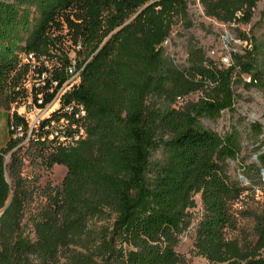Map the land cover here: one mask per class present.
<instances>
[{"label":"trees","instance_id":"16d2710c","mask_svg":"<svg viewBox=\"0 0 264 264\" xmlns=\"http://www.w3.org/2000/svg\"><path fill=\"white\" fill-rule=\"evenodd\" d=\"M258 1L198 0L205 17L228 26L250 23ZM178 23L189 24L188 0H0V109L28 96L29 78L38 80L29 92L38 109L59 95L30 135L25 117L8 121L10 136L21 126L23 137L0 148V264H181L175 250L196 196L198 255L209 264H264V151L258 146L256 164L242 166L262 194L256 240L242 250L224 238L232 205L248 190L227 168L241 136L200 122L232 111L235 83L264 90V44L238 32L243 53L225 67L190 41L178 67L164 48ZM72 66L78 77L66 84ZM197 92L203 97L184 110L163 104ZM71 104L85 111V138L42 140L43 127L68 117ZM23 149L45 171L63 167L62 182L39 188L24 179ZM36 195L45 203L27 224Z\"/></svg>","mask_w":264,"mask_h":264},{"label":"rangeland","instance_id":"374dc122","mask_svg":"<svg viewBox=\"0 0 264 264\" xmlns=\"http://www.w3.org/2000/svg\"><path fill=\"white\" fill-rule=\"evenodd\" d=\"M189 24H176L171 32L170 38L164 43L165 54L175 66L187 65V50L189 42L192 41L198 48H202L207 58L218 65L227 67L231 63L232 54H242L245 47L238 38V32L247 37L252 36L259 44H264V0H259L253 12L252 19L248 24L223 25L214 19L205 17L197 0H188ZM76 81V79H75ZM248 82L247 79H245ZM38 83V80L29 78L25 83L27 95L20 99L19 105H12L9 111L0 109V148L4 147L11 138L8 121H12L14 114L28 119L29 125L36 119L47 118L53 110L58 108L59 95L43 109H38L30 97V88ZM234 100L232 111L225 110L216 119H201V124L206 129L223 135L231 128L239 131L241 136V153L237 160L227 161L228 174L233 180H237L248 188L239 200L232 205V223L224 229V238L234 241L240 249L245 245H252L256 240L255 220L262 210V194L253 189L242 174V166L250 167L256 164L257 147L261 146L264 151V90L255 87H246L244 84L233 85ZM203 94L200 92L189 94L177 99L174 103H163L176 110H184L188 105L197 103ZM30 107V111H26ZM258 124L261 134L257 137L249 125ZM20 141L21 138H13ZM21 146H26L23 142ZM24 149L20 152L22 157L21 176L30 183L42 188L47 183L59 185L66 170L61 166H55L51 171H45L33 156L25 154ZM260 151V152H261ZM154 158H160L155 154ZM5 163L9 162L6 155ZM7 181V173H5ZM197 207L190 211L192 224L190 228L179 237L176 253L181 259V264H209L207 259L198 255L194 246L195 227L202 216V208L199 196L195 197ZM45 199L42 195H36L25 208L24 222L32 218L44 205ZM28 224V222H27ZM100 223H98L99 225Z\"/></svg>","mask_w":264,"mask_h":264},{"label":"built area","instance_id":"2783aa9c","mask_svg":"<svg viewBox=\"0 0 264 264\" xmlns=\"http://www.w3.org/2000/svg\"><path fill=\"white\" fill-rule=\"evenodd\" d=\"M197 3L199 4L198 0ZM28 59H32V56L29 55ZM25 60L27 61V59ZM69 72L72 74V76L66 84L74 82V80L78 77V73L74 72L73 66L71 67ZM38 103H40V101H38ZM64 111L69 115L68 117H59L56 119H52L47 125L43 127V134L45 135V137H43L42 140L47 139V141H56V143L60 145L71 146L85 138V111L83 107L71 104L67 105L64 108ZM42 120H44V118L36 119L35 121H33L32 124L29 125L27 135H30L32 130L36 129L37 126L40 125ZM11 130L12 139L19 137L22 139L23 129L21 126H11ZM24 142H26V140H24Z\"/></svg>","mask_w":264,"mask_h":264}]
</instances>
